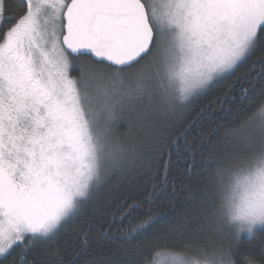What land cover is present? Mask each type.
Here are the masks:
<instances>
[{
	"label": "snow or ice",
	"instance_id": "1",
	"mask_svg": "<svg viewBox=\"0 0 264 264\" xmlns=\"http://www.w3.org/2000/svg\"><path fill=\"white\" fill-rule=\"evenodd\" d=\"M11 5L0 0V264H264V0ZM227 77L206 106L219 103L223 133L186 138L201 109L164 147L163 130ZM133 171L142 184L114 202Z\"/></svg>",
	"mask_w": 264,
	"mask_h": 264
},
{
	"label": "trees",
	"instance_id": "2",
	"mask_svg": "<svg viewBox=\"0 0 264 264\" xmlns=\"http://www.w3.org/2000/svg\"><path fill=\"white\" fill-rule=\"evenodd\" d=\"M17 4V0H12V9L13 11L15 10ZM10 13H5V16H8ZM9 23H4L3 29H6L9 27ZM0 29V30H3ZM239 71H242V69H238L237 73ZM76 71L72 72V75H77ZM232 77H227L223 80H221L218 84L213 86L210 90H208L205 94L201 95L198 99L193 101V111L185 117L184 122L180 124H176L171 128H165L163 130V135L165 139L163 140L162 144L164 147H167L168 143L174 139H177L179 134L185 130L186 127H189L188 122L192 119L193 116H196L197 113L203 109V119H201L200 124L196 127L193 128L190 135H188L186 138L191 139L192 136L196 135L198 131H207L211 129H216V135H220L224 131L223 125L226 123V120H217L213 117L215 114L216 116H222L224 115L223 113H217L215 112L216 109L220 108L219 103L214 104L212 107H206L210 101H213L216 97L220 96L223 94L224 90L226 89L227 85L231 82ZM215 139V136L213 137ZM185 151L184 146H183V138L181 139V145L178 150L173 151V156L172 160L175 161L177 159V155L183 154ZM115 181V177L113 178ZM143 182V177L138 176L137 172L133 171L127 174L123 179L120 180V182L114 187V189L111 191L110 195L113 198V201L115 202L116 200L123 198L125 196L129 195H135L136 189L142 184ZM170 190V189H169ZM179 190V186H178ZM166 203V197H161L158 202L155 204V211L157 213H165L167 209L164 207ZM147 207V205L145 206ZM182 211L181 207H177L175 210V213L172 215L179 214ZM171 217L165 216L163 220L160 221V223H163L167 219H170ZM113 243L119 244L120 241H112Z\"/></svg>",
	"mask_w": 264,
	"mask_h": 264
},
{
	"label": "rangeland",
	"instance_id": "3",
	"mask_svg": "<svg viewBox=\"0 0 264 264\" xmlns=\"http://www.w3.org/2000/svg\"><path fill=\"white\" fill-rule=\"evenodd\" d=\"M77 73V72H76Z\"/></svg>",
	"mask_w": 264,
	"mask_h": 264
}]
</instances>
